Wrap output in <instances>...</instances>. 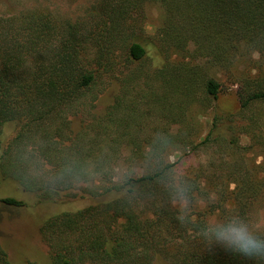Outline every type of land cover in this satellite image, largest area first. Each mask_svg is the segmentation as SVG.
I'll return each instance as SVG.
<instances>
[{
	"label": "trees",
	"instance_id": "1",
	"mask_svg": "<svg viewBox=\"0 0 264 264\" xmlns=\"http://www.w3.org/2000/svg\"><path fill=\"white\" fill-rule=\"evenodd\" d=\"M151 3L162 11L152 38L141 24ZM150 46L164 63L148 73ZM219 73L237 86L233 112L215 104ZM138 79L141 92L158 81L163 93L142 101ZM263 107L264 0H96L76 18L45 6L0 12V188L92 201L42 222L48 264H264L214 234L231 223L264 240L249 226L264 203ZM195 153L205 161L182 168ZM0 202L28 206L11 194ZM8 244L0 264H12Z\"/></svg>",
	"mask_w": 264,
	"mask_h": 264
},
{
	"label": "rangeland",
	"instance_id": "2",
	"mask_svg": "<svg viewBox=\"0 0 264 264\" xmlns=\"http://www.w3.org/2000/svg\"><path fill=\"white\" fill-rule=\"evenodd\" d=\"M96 0H0V12L6 10L21 9L29 6H45L50 8L55 14L67 17L76 18L82 15L84 10ZM142 31L144 37H153L157 27L161 23L162 11L155 4H146L142 9ZM149 38V39H151ZM148 55L143 60L140 68L144 72L150 73L162 67L164 61L158 55L153 47H147ZM139 66V65H137ZM220 81V93L215 104L220 110L235 111L238 106L237 93L235 84H231L225 75L218 74ZM143 79V78H142ZM142 79L132 83L134 89L132 95L139 93L145 94L142 101L151 99V94L156 93L161 95L163 88L158 81H150L142 84L144 92L140 90L138 84ZM214 104V102H213ZM207 110V109H206ZM209 110V109H208ZM264 113V107L261 109ZM154 116V115H153ZM210 112H205L203 115H198L200 130L206 133L210 127ZM264 117V116H263ZM154 119H158L154 116ZM158 121V120H157ZM7 139L15 134V125L9 124L4 127ZM246 140L244 139L243 142ZM180 154L173 155L172 160H176ZM182 155V154H181ZM206 156L202 153L189 154L182 156V168L195 166L198 163H203ZM22 188L11 187L9 184L3 185L0 188V196L11 194L27 201L28 206L24 207H9L0 202V242L7 245V252L12 264H25L27 261L36 262V264H48L49 250L48 246L42 240L40 234V225L50 215L60 213L66 210H75L82 208L92 201L88 197L65 198L61 201H46L39 202L33 193H28L21 190ZM4 194V195H3ZM252 228H264V203L256 207L253 212V217L249 223ZM156 264H173L156 263Z\"/></svg>",
	"mask_w": 264,
	"mask_h": 264
},
{
	"label": "clouds",
	"instance_id": "3",
	"mask_svg": "<svg viewBox=\"0 0 264 264\" xmlns=\"http://www.w3.org/2000/svg\"><path fill=\"white\" fill-rule=\"evenodd\" d=\"M214 234L217 239L227 241L234 253L250 259H264V240L254 235L247 225L236 227L229 223L227 227L218 226Z\"/></svg>",
	"mask_w": 264,
	"mask_h": 264
}]
</instances>
